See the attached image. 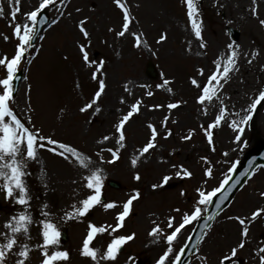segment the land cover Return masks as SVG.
I'll list each match as a JSON object with an SVG mask.
<instances>
[{"label":"rangeland","instance_id":"rangeland-1","mask_svg":"<svg viewBox=\"0 0 264 264\" xmlns=\"http://www.w3.org/2000/svg\"><path fill=\"white\" fill-rule=\"evenodd\" d=\"M122 3L129 9L132 22L129 31L120 37L116 33L123 27V10L114 0H64L63 4L54 0L53 5L42 11L51 21L59 17L57 23L50 22L44 28L39 35L44 38H38L28 50L17 73L19 79L14 93L17 113L25 120L31 116L30 125L40 129L42 135L75 147L84 157H90L84 167L74 158L70 160L48 149H38L36 160L28 162L30 174L25 177V183L31 196L27 210L32 222L30 239L20 237L21 243H28L31 249L27 264H40L42 252L36 245L42 244L41 221L45 219L57 223L61 234L65 232V239L60 234L58 246L69 251V260L63 264H95L80 254L88 222L114 226L117 213L134 195V189L141 195L133 201L124 226L112 235L135 233V237L122 246L114 261H102V264H155L167 247L164 237L170 233L168 217L173 216L175 226H179L183 214H190L199 201L196 189L207 194L219 187L242 160L245 151L264 141V102H259V92L264 90V25L259 23L264 19V0H195L206 44L203 48L187 16L186 0H122ZM0 4L4 7V14L0 16V58L5 54L10 58L18 42L13 35L14 23L23 24L26 19L23 13L38 5V0H21L22 11L12 23L14 4L10 0H0ZM253 8L256 15L252 14ZM81 20L88 37L80 31ZM133 32L142 33L140 38L147 46L142 43L136 47ZM162 34H166L165 41H159ZM232 41L240 45L235 70L227 81H222L224 87L218 93L219 99L199 104L196 97L200 89L191 84L190 77H196L202 85L207 82L215 70L213 61L226 60L229 52L226 45ZM80 44L85 45L90 60L97 64L104 60L97 79L92 78L96 65L84 62ZM252 52L257 55L252 56ZM148 59L155 65V79L145 74ZM201 67L205 69L203 76L199 72ZM101 79L105 81L101 96L91 109L81 112L99 90ZM165 79L169 84L157 88ZM149 91L152 96L147 95ZM138 99L142 101L140 111L126 122V139L122 142L125 146L120 148L115 125ZM176 101L184 103L176 109L167 107ZM221 101L228 114L219 126L210 129L213 143L209 144L204 128L219 114ZM254 102L257 107L252 110ZM155 104L163 107H150ZM249 112L252 118L242 125L241 140L236 141L237 130L231 121L240 122ZM149 123L157 128L155 146L133 166V155L138 156L139 149L151 137ZM190 129H194L191 138L182 139ZM169 131L171 135H167ZM105 135L110 137L108 141H103ZM109 148L114 151L119 148V159L113 161ZM180 165L193 175L177 176V172H182ZM96 168L102 169V203L79 219H64L65 212L71 211L92 191L85 187L84 177ZM206 168H212L211 177L206 175ZM229 168L233 170L229 172ZM136 173L141 176L139 181L134 179ZM166 175L170 179L162 183ZM107 180H114L119 188L108 186ZM153 184L159 186L153 189ZM261 193H264V168L256 167L228 206L216 216L189 264H220L222 260L225 264H259V255L264 254L257 251L264 247V213L255 219L251 213L264 209ZM108 202H116V208L106 210L103 203ZM206 206L200 205L202 215ZM23 210L24 206L16 204L14 199H6L0 187V233L6 231L5 222ZM237 216L245 219V225L236 220ZM195 222L181 230L173 242L174 253L185 245ZM157 224L164 228L159 240L149 235ZM245 226L249 229L247 237L242 235ZM110 238L109 234H97L92 246L102 252ZM242 239L245 246L237 248L233 256L231 249ZM9 264L14 261L9 259Z\"/></svg>","mask_w":264,"mask_h":264},{"label":"snow or ice","instance_id":"snow-or-ice-1","mask_svg":"<svg viewBox=\"0 0 264 264\" xmlns=\"http://www.w3.org/2000/svg\"><path fill=\"white\" fill-rule=\"evenodd\" d=\"M115 4L123 10V27L122 30L116 34L120 37L125 36L129 31V25L132 22L129 9L126 7L122 0H114ZM10 3L14 4L13 11L11 12L10 23L14 22L17 17L16 14L22 11L21 0H10ZM54 0H38V5L33 6L32 10L24 12L23 15L26 17L25 22L14 23L13 35L17 39L15 45L14 55L10 58L5 54L0 58V181H3L0 187L3 188L5 192L6 199H14L15 203L18 205L24 206V210L20 211L18 214H14L8 219L4 227L5 232L0 233V264H9V259L14 261V264H27L30 256V247L28 243H21L20 237H29V226L32 222V216L28 212L29 201L31 196L29 195V189L25 183V177L30 173L28 172L29 161H34L38 155V149H48L53 153H58L61 157L67 159H75L79 164L87 167L85 160H90V157H84L81 152H79L75 147H72L66 143L60 142L56 139H53L50 136H45L41 134L40 129L34 128L30 125L31 116H28L25 120L14 108L15 96L14 93L17 91L15 82L19 79L17 73L20 69L22 60L25 57V54L29 49L33 48L34 39L37 38V28L36 24L38 22L43 23L40 14L42 10H46L49 5H53ZM60 3L63 4L64 0H60ZM187 5V16L190 20L192 29L194 30L195 36L200 39V46L206 47L205 42L203 41L201 24L198 19L199 9L195 3V0H186ZM79 11V9H77ZM4 14L3 4H0V16ZM252 14L256 15V9H252ZM63 15V13H61ZM59 19V17H57ZM57 19L51 21L52 24L57 23ZM87 17H85V20ZM260 25H264V19L259 20ZM80 31L85 37L89 36V32L84 27V20L79 22ZM111 30V29H110ZM135 37V46L139 47L142 43L147 46L146 41L141 40L142 33H132ZM39 39H43V36H39ZM4 39L7 40L8 37L4 36ZM167 39L166 34H162L159 37V41H165ZM158 41V42H159ZM229 50L226 60L221 61L219 58L216 61H213L215 70L207 77V82L201 84V81L196 77H190L191 84L194 85L197 89H200V94L196 97V100L199 104H205V102H211L213 99H219L218 93L224 87L222 81H227L230 78V73L235 70L237 65V58L240 55L239 49L240 45L232 41L226 45ZM80 51L83 54V60L89 65H96V71L92 73V78L97 79V73L101 71L104 65V60L101 59L99 63L95 60L89 59V54L85 48L84 44L79 45ZM245 55H248L247 53ZM252 56H256L257 52H252ZM251 63V60H249ZM201 76L204 75L205 69L201 67L199 69ZM169 84V81L165 79L162 84H157V88H164ZM31 86L29 85V88ZM127 90V85L125 86ZM105 89V81L99 80V90L96 91L94 98L89 102L84 104L80 109L81 112L91 109L92 106L96 103V100L101 96V93ZM169 92L172 91L171 88L167 89ZM148 96H152L153 93L149 91ZM259 97L261 100L260 103L264 102V90L259 92ZM123 97L121 100L123 102ZM141 100H136L135 103L131 105V110L124 115L118 123L115 125L116 132L118 135L117 143L120 145V148H123L125 145L122 143L125 141V124L129 121L130 117L133 116V113H138L140 111L139 105H141ZM184 103L183 101H176L169 103L167 107L169 109H176L178 105ZM152 108H162L163 105L155 104L151 105ZM257 103L254 102L251 105L252 110H255ZM97 112L100 111L99 108L96 109ZM207 112V108H205ZM228 114V109L223 105L221 101V107L219 114L216 115L215 119L208 123L204 131L207 135L209 144L213 143V133L210 129H213L220 125L221 121L226 118ZM237 115H239L237 113ZM252 118V113L249 112L247 116L243 117V120L237 122V120L231 121V126L237 130L235 136L236 141L241 140V133H243L244 128L243 124H247ZM165 121L168 117L166 116ZM148 127L151 129V137L148 142L139 149V155H133L131 159V164L136 166L140 156L148 153L150 149L155 146L156 137L158 135L157 128L153 124L149 123ZM203 127V126H202ZM194 129H190L187 136L182 137L184 140H188L192 136ZM167 135H171L169 131ZM103 141H108L109 136H103ZM51 146V147H49ZM112 153L113 161L119 159L118 153L119 148L115 151L112 148L107 149ZM70 154V155H69ZM227 155V153H225ZM103 159V157H101ZM206 160L207 157H204ZM111 162V161H110ZM176 167V165H173ZM235 165H233V168ZM182 172H177V176H186L191 177L193 173L189 171L188 168L180 165ZM229 168V172L233 170ZM102 169L96 168L90 171L84 179L86 180L85 187L89 190H92L85 198L78 202V205H74L71 211L65 212L64 219L72 218H81L89 213L95 205L101 204V186L103 183V178L101 175ZM205 173L207 176L211 177L213 175L212 168H206ZM134 179L139 181L141 176L139 173H136ZM169 176H164L162 183H167L169 181ZM224 183H221L219 187L213 188L212 191L205 194L200 188H197L196 191L199 193V201L195 206V209L191 213H184L182 217V222L179 226H175L173 216H169L167 220V227L170 230V233L167 234L164 238L167 241V247L158 259L155 261V264H177L178 261L182 259L179 253H174L173 242L181 234V230L185 228V225H189L190 222L198 220L202 215V209L200 205L211 204L212 197L225 187ZM159 185L153 184L151 187L153 189L157 188ZM141 195L139 190L134 189V195L130 196L129 199L123 203L122 211H119L116 215L117 223L113 225H97L96 223L89 221L87 234L83 238L82 246L80 248V254L85 257H89L95 264H102V261H114L117 258L119 251L122 246L127 242L131 241L135 237V233L129 235H112L121 229L124 226L125 218L129 216L131 211V206L133 201L139 198ZM264 196V193H261ZM224 197H227V193H224ZM116 202L103 203V207L107 209H115ZM219 206V205H217ZM179 212L180 209H175ZM264 213V209H256L251 213L253 219L257 218L260 214ZM48 216V213H45ZM209 220L212 219L211 216L208 217ZM236 220L239 221L241 225H245V219L237 216ZM42 223V244L36 245L37 248L41 249L42 259L40 264H63L69 260V251L66 249L61 250L58 246L60 244V229L57 223L52 219H45L41 221ZM251 223V221H248ZM174 229V230H173ZM110 230V232H109ZM249 229L247 226L243 227L242 235L247 237ZM164 233V228L159 224L151 228L149 235L154 236L156 240L161 239V234ZM97 234H109L110 239L107 242L106 249L102 252L100 249H97L92 246L93 241L97 237ZM191 239V236H189ZM245 246V240H240L239 244L231 249L232 255L235 256L237 253V248H243ZM19 249V251H16ZM184 248L180 249V252H183ZM198 251V249H197ZM259 253H264V247H260L257 250ZM15 253V255H13ZM174 256V259H173ZM225 259H228L227 257ZM221 264H224V261H221ZM259 264H264V254L259 255Z\"/></svg>","mask_w":264,"mask_h":264},{"label":"water","instance_id":"water-1","mask_svg":"<svg viewBox=\"0 0 264 264\" xmlns=\"http://www.w3.org/2000/svg\"><path fill=\"white\" fill-rule=\"evenodd\" d=\"M43 20H45V18H43ZM146 71L150 77H154L156 75L154 66L150 61L147 63ZM257 164L264 165V141L258 142L255 146L246 151L242 161L225 183V187L221 190V192L217 193L213 197V202L209 205L206 215L199 220L194 235L184 250V258H186L193 251L196 242H198L202 233L208 227L215 214L230 201L236 189L241 186ZM108 183L111 186L118 187V184L113 181H109ZM224 193H227L226 198L224 197ZM209 216L212 217L211 220L208 219Z\"/></svg>","mask_w":264,"mask_h":264}]
</instances>
